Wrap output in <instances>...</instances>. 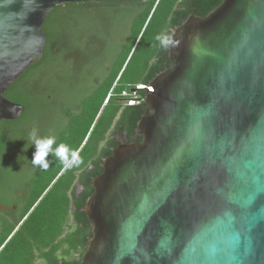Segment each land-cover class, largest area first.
I'll return each mask as SVG.
<instances>
[{
    "label": "water",
    "instance_id": "water-1",
    "mask_svg": "<svg viewBox=\"0 0 264 264\" xmlns=\"http://www.w3.org/2000/svg\"><path fill=\"white\" fill-rule=\"evenodd\" d=\"M82 1L98 0H0V121L25 110L4 94L43 58L50 13ZM170 38L141 142L93 179L78 264H264V0H224Z\"/></svg>",
    "mask_w": 264,
    "mask_h": 264
},
{
    "label": "flooded vegetation",
    "instance_id": "flooded-vegetation-1",
    "mask_svg": "<svg viewBox=\"0 0 264 264\" xmlns=\"http://www.w3.org/2000/svg\"><path fill=\"white\" fill-rule=\"evenodd\" d=\"M158 2L162 0L70 2L56 7L46 19L43 26L45 51L47 47L52 51V73L58 62L64 76L55 74L46 81L41 73L31 77L30 68L27 69L16 81L31 82L27 105L17 103L25 108L24 112L15 121H0V242L6 227L18 223L28 208L31 180L42 173V169L31 162L36 149L28 139L30 131L35 127L40 137L54 136L53 148L67 140L73 117L79 116L82 124L84 99L95 88L100 89L104 78L113 73L122 55L134 44L137 21L153 12V5ZM164 12L166 19L157 28L155 38L158 35L170 37L189 16H199L195 0H166ZM167 49L169 53V47ZM162 50L165 48L156 39L155 52ZM168 63L170 65L169 54ZM168 63L156 58L151 66L161 68ZM10 90L4 94L7 99ZM10 130H16L20 141L15 157L7 146ZM75 192L83 194L82 170L78 172Z\"/></svg>",
    "mask_w": 264,
    "mask_h": 264
},
{
    "label": "trees",
    "instance_id": "trees-1",
    "mask_svg": "<svg viewBox=\"0 0 264 264\" xmlns=\"http://www.w3.org/2000/svg\"><path fill=\"white\" fill-rule=\"evenodd\" d=\"M224 0H195V6L201 17H206ZM156 8L146 15V20L139 32L135 34L134 44L126 51L113 73L104 78L101 88L89 94L83 101V113L94 106L98 99L95 117L89 126L84 138L73 143L81 158L79 166L64 169L63 165L50 153L47 157L49 167L42 169V173L32 178L31 202L16 224H9L0 242V264H36L43 259L47 264H78L86 253L89 242L93 237V225L85 214L87 200L93 194V179L103 173V160L112 154L120 143L141 142L137 128L142 116L148 111L144 103L146 90L137 92L138 103L134 106L126 104L121 97L124 91L132 90L140 85H150L151 81L170 65L168 63V49L155 52L156 38L154 36L144 40ZM153 13V14H152ZM152 15V16H151ZM151 19L149 20V18ZM149 20V22H148ZM81 19L79 22H82ZM148 22V24H147ZM147 25V26H146ZM144 40V41H143ZM159 58L166 61V67H153L151 63ZM54 58L49 47L46 48L43 59L30 67L31 77L41 73L48 81L55 76H64L55 64V73H52ZM23 80L15 82L8 99L14 103L27 105V97L32 92L31 82L21 84ZM7 94V93H6ZM112 113L107 122L102 125L96 140V148L90 150L89 143L97 132L107 109ZM72 124L67 132L68 138L60 143L68 147L71 143V133L82 126L79 116L73 117ZM17 124V123H15ZM16 130H10L8 136V150L12 157L17 156L20 146ZM59 143V144H60ZM81 149V150H80ZM80 150V151H79ZM16 158L13 159L15 163ZM83 171V194L76 195L75 183L78 181V172ZM44 171V172H43ZM70 219L72 223H69ZM11 225V226H10ZM77 255L73 261L59 259Z\"/></svg>",
    "mask_w": 264,
    "mask_h": 264
},
{
    "label": "clouds",
    "instance_id": "clouds-1",
    "mask_svg": "<svg viewBox=\"0 0 264 264\" xmlns=\"http://www.w3.org/2000/svg\"><path fill=\"white\" fill-rule=\"evenodd\" d=\"M156 39L160 42L161 47L165 49L173 43L172 39L167 35H158ZM28 139L32 142L36 149L31 162L34 166H39L43 170H47L49 167L47 157L50 153L63 165L64 169H71L79 166L82 162L77 150H70L64 143H60L53 148L55 137H40L38 135V129L35 127H33L30 131Z\"/></svg>",
    "mask_w": 264,
    "mask_h": 264
},
{
    "label": "rangeland",
    "instance_id": "rangeland-1",
    "mask_svg": "<svg viewBox=\"0 0 264 264\" xmlns=\"http://www.w3.org/2000/svg\"><path fill=\"white\" fill-rule=\"evenodd\" d=\"M165 1L166 0H162V2L160 3V5H159V7H158V9H157L152 21L150 22L149 29L147 31V34L144 37L145 41H147V39H149L150 37H152L155 34V32L157 31V28L159 26L163 25L162 23L166 19V14L164 12ZM156 6L154 7V9L156 8ZM150 19H151V17L149 18V20ZM145 20H146V15L144 17H142L140 20L137 21L136 33L139 32V30L143 26ZM149 20H148V22H149ZM148 22H147V24H148ZM80 28L83 31V21H82V24L80 25ZM97 107H98V99L95 101L94 106H92L90 109H87L83 113V124H82V126L79 127L78 129H76V131L75 130L72 131V133H71V143H72V145L69 147L70 150L75 147L73 143H78V141L82 138V135H83V138H84L86 132L89 129L90 124L92 123V121H93V119L95 117V114L97 112V110H96ZM111 113H112L111 109L108 108L107 111H106V114H105V116L103 118V122L100 123V126H99L97 132L94 134L91 142L89 143L90 150L96 148V140H97V137L99 136V133H100L101 128H102V125L107 122V120H108L109 116L111 115ZM69 223H72L71 219H70Z\"/></svg>",
    "mask_w": 264,
    "mask_h": 264
},
{
    "label": "built area",
    "instance_id": "built-area-1",
    "mask_svg": "<svg viewBox=\"0 0 264 264\" xmlns=\"http://www.w3.org/2000/svg\"><path fill=\"white\" fill-rule=\"evenodd\" d=\"M149 85H140V86H137L135 89H138L137 91H132V93L128 92V91H124L121 95V97L125 100L126 104L129 105V106H134L136 103H138V96L136 95L137 92L139 90H142V89H147V93L148 91L149 92H153V88L152 86H149Z\"/></svg>",
    "mask_w": 264,
    "mask_h": 264
},
{
    "label": "crops",
    "instance_id": "crops-1",
    "mask_svg": "<svg viewBox=\"0 0 264 264\" xmlns=\"http://www.w3.org/2000/svg\"><path fill=\"white\" fill-rule=\"evenodd\" d=\"M77 258H78L77 255H72L70 257H62V256L59 257V259L65 260V261H73V260H76ZM36 264H47V263L43 259H39Z\"/></svg>",
    "mask_w": 264,
    "mask_h": 264
}]
</instances>
